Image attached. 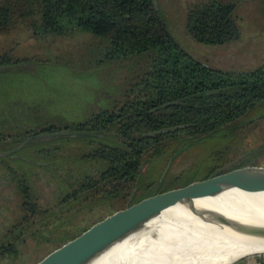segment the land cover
Segmentation results:
<instances>
[{
    "label": "trees",
    "instance_id": "trees-1",
    "mask_svg": "<svg viewBox=\"0 0 264 264\" xmlns=\"http://www.w3.org/2000/svg\"><path fill=\"white\" fill-rule=\"evenodd\" d=\"M236 6L235 0L190 2L184 15L185 33L209 46L237 40ZM21 25L37 36L82 29L104 42L103 58L151 52L152 65L138 81L136 95L118 107L99 110L71 127L26 131L22 144L0 148L10 160L12 154L29 146L44 163L38 164L35 158L27 161L40 168L56 164L66 168L71 164L68 160L78 166L73 165L72 186L66 190L57 181L56 197L42 204L33 194L30 176L35 175L26 160L16 166L4 163L7 189L15 202L0 232V264L23 260L20 249L28 241L34 246L46 239L52 245L62 242L74 222L72 211L81 213L85 207L102 205L105 212L118 203L128 204L159 190L162 174L147 183L144 178L148 170L151 174L155 171L154 162L163 157L164 139H178L183 143L180 148H185L220 133L248 111L264 105V63L243 71H223L199 62L173 39L155 0H0V34ZM7 58L0 55V70L10 66ZM105 136L113 142L103 139ZM49 139L60 144L77 140L89 144L90 149L78 158H54L51 152L61 155L63 149L55 144L44 147ZM168 146L173 157L177 151ZM85 160L92 161L88 167L78 164ZM49 175L55 181L51 170ZM65 206L69 209L63 211Z\"/></svg>",
    "mask_w": 264,
    "mask_h": 264
},
{
    "label": "rangeland",
    "instance_id": "rangeland-1",
    "mask_svg": "<svg viewBox=\"0 0 264 264\" xmlns=\"http://www.w3.org/2000/svg\"><path fill=\"white\" fill-rule=\"evenodd\" d=\"M193 1L155 0L167 30L186 53L207 66L223 71H243L264 63V0H235L234 17L240 37L222 46L197 43L185 33V10ZM103 45L101 39L82 29L37 36L21 25L0 34V55L6 54L10 62L7 69L0 70V148L9 149L21 143L26 131L71 127L85 121L92 113L118 107L124 100L136 95L138 81L152 65V53L108 60L102 56ZM103 139L113 142L110 136ZM49 142L44 147L53 148L55 144V147L60 145L63 149L61 155L51 152L54 158H78L90 149L89 144L77 140L60 144L49 139ZM162 142L166 145L163 157L154 162L152 169L155 171L151 174L152 171L148 170L144 178L147 183L162 174L159 190L201 178L217 168L225 170L241 165H264V105L248 111L220 133L195 141L185 148H180L183 143L178 139H164ZM168 145L174 146L177 151L173 157H170ZM28 148L12 154L10 160H7L6 154L0 153V232L6 227L7 216L11 215L15 202L10 189H7L9 183L4 168L7 161L16 166L26 160V166L35 175L30 176L33 194L42 204L50 203L56 197L57 181L66 190L72 186L70 176L74 175L72 169L75 164L70 160L68 163L71 164L66 163V168L56 164L53 166L58 168L56 171L53 167L40 168L38 164L44 163L42 158ZM32 158L38 164L27 161ZM89 162L92 161L78 164L88 167ZM50 170L55 181L50 180ZM123 205L118 203L105 212L102 205L85 207L81 213L72 211L70 216L74 222L69 224L66 238ZM67 209L69 206H65L63 211ZM78 223H81L80 226L73 227ZM28 242L20 249L25 258L17 264H32L55 246L47 239L37 246L32 244L33 241ZM245 263L264 264V252L241 256L227 264Z\"/></svg>",
    "mask_w": 264,
    "mask_h": 264
},
{
    "label": "bare ground",
    "instance_id": "bare-ground-1",
    "mask_svg": "<svg viewBox=\"0 0 264 264\" xmlns=\"http://www.w3.org/2000/svg\"><path fill=\"white\" fill-rule=\"evenodd\" d=\"M254 252H264V192L222 188L161 209L88 264H227Z\"/></svg>",
    "mask_w": 264,
    "mask_h": 264
},
{
    "label": "water",
    "instance_id": "water-1",
    "mask_svg": "<svg viewBox=\"0 0 264 264\" xmlns=\"http://www.w3.org/2000/svg\"><path fill=\"white\" fill-rule=\"evenodd\" d=\"M218 169L201 178L153 191L110 211L57 243L32 264H88L116 243L138 232L161 209L182 199L210 196L222 188L242 193L264 192V165Z\"/></svg>",
    "mask_w": 264,
    "mask_h": 264
},
{
    "label": "crops",
    "instance_id": "crops-1",
    "mask_svg": "<svg viewBox=\"0 0 264 264\" xmlns=\"http://www.w3.org/2000/svg\"><path fill=\"white\" fill-rule=\"evenodd\" d=\"M245 264H248V263H245Z\"/></svg>",
    "mask_w": 264,
    "mask_h": 264
}]
</instances>
